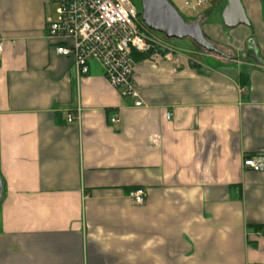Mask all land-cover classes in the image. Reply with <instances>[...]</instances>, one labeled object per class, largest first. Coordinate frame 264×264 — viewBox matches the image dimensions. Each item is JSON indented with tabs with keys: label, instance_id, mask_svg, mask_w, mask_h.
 Instances as JSON below:
<instances>
[{
	"label": "crops",
	"instance_id": "1",
	"mask_svg": "<svg viewBox=\"0 0 264 264\" xmlns=\"http://www.w3.org/2000/svg\"><path fill=\"white\" fill-rule=\"evenodd\" d=\"M48 4L0 0V264H264V0L243 59L137 60L139 108L55 54Z\"/></svg>",
	"mask_w": 264,
	"mask_h": 264
},
{
	"label": "built area",
	"instance_id": "2",
	"mask_svg": "<svg viewBox=\"0 0 264 264\" xmlns=\"http://www.w3.org/2000/svg\"><path fill=\"white\" fill-rule=\"evenodd\" d=\"M173 1L189 12L215 0ZM53 6V17H47L46 38L53 41L56 55L71 59L79 76H86L91 62L103 69L104 77L122 99L142 105L134 81L136 56L142 61L162 62L172 60L175 52L149 36L130 0H48ZM2 42L0 41V53ZM73 120L68 116V122ZM111 123L116 120L111 119ZM242 166L252 172H264V155L243 159ZM136 205H143L146 192L136 188L128 193Z\"/></svg>",
	"mask_w": 264,
	"mask_h": 264
},
{
	"label": "rangeland",
	"instance_id": "3",
	"mask_svg": "<svg viewBox=\"0 0 264 264\" xmlns=\"http://www.w3.org/2000/svg\"><path fill=\"white\" fill-rule=\"evenodd\" d=\"M187 1L192 2L193 0ZM130 2L133 5L134 9L138 13H141V0H130ZM173 5L186 23L199 22L203 24L202 26L214 23V26H218V30L221 31L222 34L220 36V42H222L223 44H221L222 46H220L219 44H217L216 41L210 42L214 44L216 50H218L224 56L221 57L215 54H209L200 49L191 40L188 39L166 40L163 35L148 31L150 32L149 36L153 38V40L160 42L163 46L171 48L176 55L181 57H187L192 64L198 65L201 63L203 67L207 68H219L220 66L228 62L227 57H229L231 60H238L244 58L246 53L243 47L240 50L234 49V39L231 37L232 29L230 31L229 29L222 27L221 12L226 5L225 0H215L208 5L202 6V8L196 11L195 13L187 11L186 9L181 7L176 1H173ZM47 7V16L53 17V6L49 3ZM245 32L246 34L244 36V43H254V41L251 42L254 37L251 23L248 27L245 28ZM231 48L235 51V53L234 51L230 50ZM91 63L95 65L98 70L101 68V66L97 65L95 62Z\"/></svg>",
	"mask_w": 264,
	"mask_h": 264
},
{
	"label": "water",
	"instance_id": "4",
	"mask_svg": "<svg viewBox=\"0 0 264 264\" xmlns=\"http://www.w3.org/2000/svg\"><path fill=\"white\" fill-rule=\"evenodd\" d=\"M221 12L224 28L235 29L250 25L241 0H225ZM141 22L148 31L163 35L166 40H191L196 46L209 54L222 56L203 34L199 22L186 23L178 11L167 0H141ZM2 183L0 181V200Z\"/></svg>",
	"mask_w": 264,
	"mask_h": 264
},
{
	"label": "trees",
	"instance_id": "5",
	"mask_svg": "<svg viewBox=\"0 0 264 264\" xmlns=\"http://www.w3.org/2000/svg\"><path fill=\"white\" fill-rule=\"evenodd\" d=\"M205 37H206V36H205ZM206 38H207V37H206ZM207 39H208V38H207ZM208 40H209V39H208ZM135 58H136V60H140V59L142 60V59H143V57L140 56V55H139V56H136ZM135 189H136V188H135Z\"/></svg>",
	"mask_w": 264,
	"mask_h": 264
},
{
	"label": "flooded vegetation",
	"instance_id": "6",
	"mask_svg": "<svg viewBox=\"0 0 264 264\" xmlns=\"http://www.w3.org/2000/svg\"><path fill=\"white\" fill-rule=\"evenodd\" d=\"M222 54V53H221ZM222 56H224L223 54H222ZM227 58H229V57H227Z\"/></svg>",
	"mask_w": 264,
	"mask_h": 264
}]
</instances>
